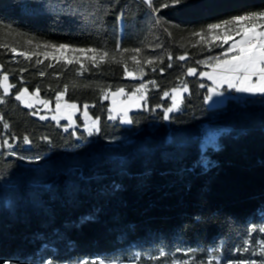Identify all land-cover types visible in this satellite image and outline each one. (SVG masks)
Returning <instances> with one entry per match:
<instances>
[{"label":"trees","instance_id":"trees-1","mask_svg":"<svg viewBox=\"0 0 264 264\" xmlns=\"http://www.w3.org/2000/svg\"><path fill=\"white\" fill-rule=\"evenodd\" d=\"M163 2L153 0L157 12L144 0H0V67L15 91L39 88L51 101L63 92L100 120L90 137L39 118L14 95L0 105V264L264 261V96L208 107L210 83L197 62L225 49L193 36L264 11V0ZM61 44L109 56L97 55V66L88 52L79 63L44 56ZM125 65L142 81L126 78ZM143 82L155 86L148 110L132 113L129 126L110 121L104 94ZM185 84L181 111L167 122L164 93ZM208 125L218 137L204 148ZM161 250L169 255L154 260Z\"/></svg>","mask_w":264,"mask_h":264},{"label":"snow or ice","instance_id":"snow-or-ice-1","mask_svg":"<svg viewBox=\"0 0 264 264\" xmlns=\"http://www.w3.org/2000/svg\"><path fill=\"white\" fill-rule=\"evenodd\" d=\"M144 2L148 5L149 8H152L153 11H159V8H153V0H144ZM182 0H164V2L160 5V7L168 8L172 5L180 4ZM159 23V20H157ZM193 36L199 37L202 43H205L209 46L214 47H223L225 44H229L231 41L230 46L221 52L219 55L211 56L205 61H198L197 63H203L206 66L211 67L210 72H200L199 75L207 76L209 80L213 82V84L217 85L216 88H210L209 92L216 95H222V93L217 91V88L227 85L229 89H235L237 92L242 93H251V94H260L264 95V11L259 13H252V14H245V15H237L232 17L231 19L224 20L218 23H211L206 26V29H201L198 32L193 33ZM238 37V39H236ZM55 52H72V53H92L88 59L93 61L94 66L96 65L97 55H99L100 60H104L109 56L107 51L101 52L99 49H77L71 48L68 45H51ZM11 51L16 53V48H12ZM128 49H124V52H127ZM134 53H139L141 50L139 48L132 50ZM21 56H24L26 59H31L29 53L20 52L18 53ZM52 55V59H57V57L53 54L48 52L44 53L45 57ZM172 59L171 56L168 57ZM114 62H122L116 61L115 56L112 57ZM131 59L136 63L139 64L140 62L137 60L136 55H133ZM180 60H185L186 56L181 55L178 57ZM37 63H42L39 59L36 61ZM67 63H72L71 59H66ZM77 63H79V59L77 58ZM147 63L151 64L152 61L148 60ZM50 67L52 65H49ZM171 67V65H168ZM81 68L83 65L81 64ZM142 70V69H141ZM22 71H24L22 69ZM125 72L127 75H133V73L128 72L127 66L125 65ZM188 75H196L197 69L189 67L187 69ZM41 75H44L41 72ZM255 78V79H254ZM9 77L8 75L3 76V81L5 82L4 86V94L7 95L9 93L11 85L7 84ZM200 87H204L203 84ZM145 88L144 84H140L139 87L135 89V92H140L141 89ZM67 90V86H65V91ZM180 89H173V92H179ZM183 91L187 92L188 87L185 84L183 86ZM124 93L123 88H118L113 96L120 95ZM135 93H133L134 95ZM28 95V89L23 88L22 90L18 91V94L15 95V99L17 101H21L25 103V97ZM34 95H39V88L36 89ZM63 92H58L56 95V111L57 113L61 110L60 101L63 97ZM165 96L168 95L167 92L164 93ZM107 99V96L104 97ZM140 99H144L143 96ZM207 100L212 99V95H208L206 97ZM5 100L0 98V104L4 103ZM41 104L47 106L49 103L46 100H41ZM113 104L115 105V99H113ZM25 107H32L31 103H25ZM66 108L75 110L77 105L75 103L66 104ZM178 107V101L176 96H173V106L171 108L166 109L164 119H168V112H171L174 108ZM87 108V105H85ZM114 110V109H113ZM111 111V110H110ZM33 115L36 113L33 112ZM85 116H87V112L85 111ZM127 116V111L125 110V117ZM41 119H46V117L41 116ZM115 117L110 116L109 119H114ZM3 119V117H0ZM52 119H58V116H53ZM68 119H71L70 115ZM128 123H131V120H127ZM5 128H8L9 125L7 123L4 124ZM24 143H30V140L27 136L23 138ZM4 144L7 145L9 148L12 147L11 144L8 143L7 140L4 141ZM252 231H257V229L253 228ZM260 233H264V227L258 229ZM246 243H248L246 241ZM260 247L262 253H264V240L260 242ZM239 251V249H237ZM243 251L248 252L249 248L244 247ZM191 250L185 253L186 256L190 255ZM169 253L165 252L164 250L159 251L158 256L153 257L154 260L163 259L168 256ZM255 255V253H253ZM218 264V258L212 257L210 258L206 264ZM81 264H106L104 259H100L99 261H82ZM110 264H116V261L113 260ZM171 264H195V261H190L189 259L184 260H172ZM203 264V262H202ZM225 264H258L256 260H239V261H225ZM260 264H264V261H261Z\"/></svg>","mask_w":264,"mask_h":264},{"label":"rangeland","instance_id":"rangeland-1","mask_svg":"<svg viewBox=\"0 0 264 264\" xmlns=\"http://www.w3.org/2000/svg\"><path fill=\"white\" fill-rule=\"evenodd\" d=\"M238 39V37H236ZM231 44V41H229V44L223 45V47H217L219 49H227ZM48 53L55 55L57 58L61 59H71L72 61H75L78 59H81V57H86V53H72V52H55V51H48ZM15 54H18L16 52ZM19 55V54H18ZM52 56V55H49ZM203 70L202 72H210L212 69L209 66H206L205 64L202 65ZM1 67H0V98H5L16 95L18 94V91H15L16 87L14 84H12L10 77L7 81L8 85H11L9 89V93L7 95L4 94V86L5 82L3 81V76L5 75L1 73ZM133 75H126V78L133 80V81H142V76L137 75L134 72ZM7 75V74H6ZM202 79L207 80L210 83L209 89L210 88H216L217 85L213 84L211 80L207 78V76H201ZM255 79V78H254ZM142 84L145 85V88L141 89L140 92H135V88L132 91H129L125 88L124 93L120 95L113 96V94L116 92V90L113 91H108L104 94L103 100L104 101H109L110 102V109H109V117L113 116L115 117L114 119H109L110 121H119L123 125H131V123H128L127 120H131V115L132 113L138 112V111H143V110H148L149 105L147 102L148 94L149 92L153 89L154 82H143ZM184 86V85H183ZM183 86H180L175 89H180L179 92L174 93L173 90L170 92H167L168 95L165 96L164 98L170 99L172 104L169 108L173 106V96H176L177 101H178V107L174 108L171 112H168V119H166L167 122L170 121V117L173 113H177L181 111L182 105H183V99L185 94L189 92V89L187 92L183 91ZM139 87V86H138ZM23 89V88H22ZM20 89V90H22ZM28 89V88H27ZM217 91L222 93V95H216L212 94L209 92L208 95H212L211 100H207V105L210 108H217L224 106L227 104L229 99H243L246 97H255V96H264L260 94H251V93H242V92H237L235 89H229L227 85H223L219 88H217ZM35 91L32 92L28 89V95L25 97V103H31L32 107H26L28 109H34L37 110L36 114L39 118L41 116L46 117L44 120H52L54 121L58 126H60L64 131H73L74 133H77L78 130H83L88 136L92 137L96 135L99 132L100 128V120L94 118L90 111L89 108L91 105L89 104H80L77 102H71L67 100V96L64 93L60 104H61V110L59 113L56 111V99L54 101L44 99L39 92V95L36 96L34 95ZM133 93H135L133 95ZM105 95L107 96V99H105ZM143 96L144 99H140V97ZM113 99H115V105L113 104ZM41 100H46L49 103L47 106L44 104H41ZM21 102V101H20ZM22 103V102H21ZM25 103H22L25 106ZM75 103L77 105V108L75 110L66 108V104H72ZM1 105V104H0ZM85 105H87V108H85ZM114 109V110H113ZM168 109V108H167ZM111 110V111H110ZM125 110L127 111V116L125 117ZM85 111L87 112V116H85ZM166 112V109L164 110ZM71 117V119H68V117ZM53 116H58V119H52ZM218 137V128L213 127L211 125L206 126L203 135H202V140H203V147L206 148L207 146L214 145ZM113 260L105 259L106 264H110V262ZM116 264H130V263H124V262H119L116 261Z\"/></svg>","mask_w":264,"mask_h":264}]
</instances>
